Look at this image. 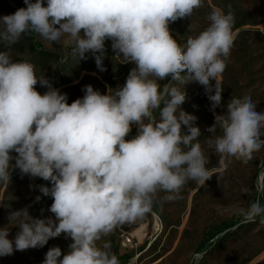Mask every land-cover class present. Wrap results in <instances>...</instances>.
I'll return each instance as SVG.
<instances>
[{"label":"clouds","instance_id":"9594fccd","mask_svg":"<svg viewBox=\"0 0 264 264\" xmlns=\"http://www.w3.org/2000/svg\"><path fill=\"white\" fill-rule=\"evenodd\" d=\"M24 3L26 7L0 17V44L6 49L0 51V184H10L15 169L50 181L51 187L40 185L39 190L52 197L49 211L55 219L34 218L27 207L11 211L9 224L19 231L9 239V228H0V257L43 247L65 234L72 240L69 251L62 256L59 247H52L43 264H120L110 242L98 245L102 237L119 225L142 220L158 193H166L163 201H174L188 181L205 184L211 177L197 139V118L182 110L186 93L173 82L196 81L204 86L212 109L221 106L218 77L234 45V14L230 5L227 12L213 9L208 27L181 45L169 23L191 16L202 0ZM33 32L51 43L63 39L72 45L73 57L99 53L101 71L110 39L115 57L135 67L122 87L101 94L86 85L84 96L69 104L67 94L38 77L29 60H13L11 46ZM38 81L48 87L44 94L34 87ZM133 125L138 134L126 139ZM217 127L222 134L210 143L222 164H248L264 148V112L256 111L247 94L231 98L208 131ZM255 192L264 195V168ZM237 212L242 223H254L258 216L264 223L259 199ZM203 255L193 253L192 260Z\"/></svg>","mask_w":264,"mask_h":264},{"label":"rangeland","instance_id":"374dc122","mask_svg":"<svg viewBox=\"0 0 264 264\" xmlns=\"http://www.w3.org/2000/svg\"><path fill=\"white\" fill-rule=\"evenodd\" d=\"M44 4L46 6L47 0ZM229 5L235 17L234 45L227 67L218 77L223 89L221 106L212 109L204 86L198 82L184 85L175 82L186 93L182 110L197 118L194 126L201 132L197 139L208 158L206 167L211 177L205 184L188 181L181 190L180 198L174 201H163L161 198L166 193H158L155 208L142 220L119 225L113 233L102 237L98 245L110 242L111 251L117 255L120 264H264L262 217L259 216L254 223H242V217L237 212L240 208L247 209L258 196L264 207V195L255 192V181L264 168V148L255 153L248 164L236 160L222 164L214 144L210 143L222 134L221 130L217 127L214 132L208 131L215 123V116L226 112V105L233 97L247 94L256 105V111L264 112V0H202V7L195 9L191 16L170 22L169 30L178 43L185 45L189 36L194 37L208 27V16L213 9L227 12ZM22 7H26L24 0H0V17L13 14ZM235 26L239 28L234 30ZM29 37L33 38L34 48L47 53L46 57L32 51ZM71 48L72 45L63 39L60 44L51 43L33 32L23 35L12 45L10 54L14 61L27 59L34 64L36 75L44 76L53 88L67 94L69 104L84 96L86 85H91L101 94H106L109 88L122 87V82L111 86L104 79L109 72L115 71L117 64H126L115 57L110 39L105 41L103 71L98 67L94 72L83 70L82 59L73 57ZM4 50L5 46L0 44V51ZM215 83V80L211 81L213 86ZM34 87L41 94L48 90L39 81ZM135 134H138L137 126ZM261 139L264 140V135ZM40 185L51 187V182L39 177L22 176L19 169L12 172L10 184H0V228H9V239H14L19 231L18 227L9 224L11 211L27 207L34 218L55 219L49 211L53 199L40 192ZM245 188L249 192L245 193ZM37 196L41 197L39 201ZM212 234L223 238L222 241L201 260L193 261L192 254L197 253L204 240ZM126 237L132 239L131 245H126ZM71 243L70 237L61 234L50 238L43 247L17 250L10 256L0 257V264H43L50 248L59 247L63 256L69 251Z\"/></svg>","mask_w":264,"mask_h":264},{"label":"trees","instance_id":"16d2710c","mask_svg":"<svg viewBox=\"0 0 264 264\" xmlns=\"http://www.w3.org/2000/svg\"><path fill=\"white\" fill-rule=\"evenodd\" d=\"M251 25H255V24H251ZM238 26H235L234 30L238 29ZM28 43L32 49V51L36 52L38 55H40L41 57H46L47 53L43 52V50H38L36 48H34L33 46V38L28 39ZM83 61V70H87L89 72H94L96 71L97 68V64H96V56L92 55V54H85V56L83 58H81ZM89 63V66H87V64ZM135 67V65L133 63H126V64H117L115 67V71L112 73L109 72V76L106 78V76H104L105 81L110 84L111 86H114L116 83L118 82H122V86L124 85V83L126 82V78L129 74V72ZM171 80V78L169 77L166 81H161L160 83H167ZM175 84V82H173ZM135 134V125L132 126V131L129 133V135L126 137V139H131L132 137H134ZM260 200L261 206L263 207V202L261 201L260 197L258 196V198ZM153 208L154 204H153ZM259 218L256 217V220ZM223 239V238H222ZM222 239L216 237L214 234L210 235L208 237V239L204 240V242L201 244V246L198 248V252L199 253H203L205 256V254H208L211 252V250L222 241Z\"/></svg>","mask_w":264,"mask_h":264},{"label":"built area","instance_id":"2783aa9c","mask_svg":"<svg viewBox=\"0 0 264 264\" xmlns=\"http://www.w3.org/2000/svg\"><path fill=\"white\" fill-rule=\"evenodd\" d=\"M124 241H126L125 243L127 246L133 243L132 239H130L129 237L124 238Z\"/></svg>","mask_w":264,"mask_h":264}]
</instances>
